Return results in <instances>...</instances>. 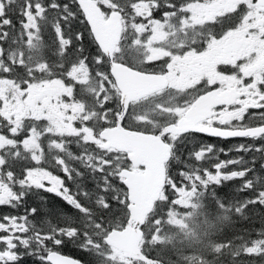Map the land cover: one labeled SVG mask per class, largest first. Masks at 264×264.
Listing matches in <instances>:
<instances>
[{"label": "rangeland", "instance_id": "374dc122", "mask_svg": "<svg viewBox=\"0 0 264 264\" xmlns=\"http://www.w3.org/2000/svg\"><path fill=\"white\" fill-rule=\"evenodd\" d=\"M97 1L105 10L119 9L123 14L126 38L123 35L125 39H122L116 48V59L138 70L162 71L170 81L167 89L129 105L123 122L127 128H147L151 131V124L153 123L156 124L154 130L164 128L170 120L177 118L179 113L184 111L182 109L196 94L194 84L206 77H218L221 80L220 88L234 86L241 91L242 97L239 103L222 108L223 113L230 111L236 120L242 118L245 107L250 100L256 104L261 103L260 100L264 94L263 89L258 84V79L261 78L263 66L264 3H261L260 0L256 3H253V0H177L175 2L165 0L162 3L159 0H119L118 3L117 0ZM37 3L40 8L34 6ZM25 4H23L22 22L26 30L25 33H21L20 55L15 61L11 54L7 59L6 52L1 49L6 25H0V201L16 202L12 197L20 192L18 183L21 181L25 185L33 186L39 181L47 183L44 181L45 176H54L57 179L53 181V184L59 189L62 188L64 195L68 196L75 204L77 200L75 194L71 192L68 186L66 187L69 191L64 192V188L60 185L59 181L62 178L58 179L50 171L39 167L42 163L40 159L45 158L47 154L41 140L48 133H51L55 138L50 141V145L64 148L65 145L61 140L68 136L73 140L78 135H82L84 140L85 137L92 136L94 143L90 144L91 151L87 154L85 162L89 159L102 166L110 165L113 167L108 155L101 151L102 140L98 136V131L95 132L93 128L87 129L83 125L77 126L78 122L74 120H80L79 122L94 126L93 119L96 111L88 110L86 104L79 99V93L84 91L91 93L98 106L102 107L100 112L101 123L104 124L109 121L115 123L121 111H119L120 102H118L120 91L114 80L108 78L96 67L93 71L90 67L79 63L72 65L68 71L61 75L56 74V71L53 70V75L49 78H35V71L43 72L42 67H47V64L37 65L31 59L24 60V52L27 47L32 50L36 39L41 36L45 9L37 0H33L28 7H25ZM118 4H122V6ZM246 5L247 7H245ZM0 12H3L2 5H0ZM165 13L167 15H164ZM242 13L245 15L240 23L232 26L237 24L236 18L243 15ZM58 22L59 19L54 17V23L57 24ZM206 30L211 35L223 32L218 36H212L211 40L206 43L207 46H212L213 51L201 49V42H196V38H193V35H200L201 31ZM50 31L53 32L54 36L64 34V30L58 27H52ZM237 38H241V40L235 43ZM67 42L66 38H62V45L65 46ZM222 44L234 45L232 52L226 55L220 51L219 46ZM137 45L140 46L138 50L140 54H138ZM53 60L55 61V58ZM223 63L241 65L242 71L239 75H233V72L223 74L220 66ZM14 64L23 66L29 72V78L26 80L18 79L17 77L23 74L12 71ZM63 64H68V61L62 60L60 66ZM257 64L261 66L250 78V69ZM53 68L55 69V66ZM141 112L143 115L140 114ZM2 125H4V130H8L10 134L1 130ZM14 133L20 136L19 142L13 139L11 134ZM165 138L171 141L173 145L175 141L176 147L177 142H181L172 134H166ZM184 144L181 143L179 147ZM14 149H22L30 158L26 160L34 162L33 159H38L35 161V165L30 166L20 177H17L15 172L18 170L13 169V167L7 172L4 171L5 160L12 156L11 153ZM182 149L187 153L184 148ZM207 155L209 153L206 150L203 151L198 163H192L191 167L196 168L198 173L204 166L214 163L212 159L203 162ZM115 162L120 163L121 158H116ZM187 162L191 161L187 160ZM245 162H249V158L244 159ZM180 164L184 165V161ZM182 167L185 168V166ZM250 167L252 170H257L255 163L250 164ZM208 175L209 173L206 174V179H208ZM193 178L195 179V176ZM119 180L122 181V178ZM209 182L213 183L211 180ZM239 183L241 184L242 181ZM235 185L238 188V185ZM169 186L176 189L174 200L178 201L180 206L184 207L190 203L191 196L187 188L183 189L175 182ZM216 191V187L211 188L212 193L209 191L208 194H214ZM227 193L228 195L225 196L224 200H212L215 209L220 207L221 202L227 207L226 209L231 211L232 209L241 211L247 205L239 188L228 187ZM82 196H85V192L82 193ZM235 199H239L238 202L234 201ZM233 201L237 203L235 207L230 205ZM206 204L207 200L202 201L200 210L189 216L187 229L177 226L184 222L188 216L183 209L169 208L165 211L163 220L166 224L162 230L164 241L159 248L163 252H158L166 260H175L174 257L168 256L167 248L179 243L177 237L182 243L191 247H196L200 237L203 238L205 247L201 248L200 251L202 254H206L208 259L227 254L235 255L239 252V249L219 248L216 245L217 240L213 239L215 235H218L220 229L223 230L224 227L229 226L230 219L226 223L222 221L236 214H229L221 210V215L217 219H215L216 216L208 218L205 216ZM169 205L172 203L170 202L168 207ZM69 212L72 213L71 210ZM94 213L98 218L105 220L106 225H108L107 220L113 216L110 213L102 212L97 207L94 209ZM113 214H116L120 219L123 217L120 209ZM244 214H249V210L246 209ZM236 217L239 216L236 215ZM58 221L60 220L58 219ZM68 222L72 223V219L69 218ZM256 223L248 228V232L243 234L244 237H235L234 232H232L230 233L232 236H223L219 242L231 240L232 243L237 244L243 238L258 233V230H264L261 219L257 220ZM27 226L30 228L29 225ZM152 234L155 236V232ZM85 247L88 251L79 250V253H85L84 256L88 257L92 264H141L139 261L124 257L122 252L107 245L102 238L98 240L96 235L91 243ZM179 248L183 247L175 246L173 251ZM245 251L254 252L255 256L264 264L263 240L256 242ZM196 255L200 254L195 253L193 256Z\"/></svg>", "mask_w": 264, "mask_h": 264}, {"label": "trees", "instance_id": "16d2710c", "mask_svg": "<svg viewBox=\"0 0 264 264\" xmlns=\"http://www.w3.org/2000/svg\"><path fill=\"white\" fill-rule=\"evenodd\" d=\"M37 1L44 6L45 18L41 25V36L36 39L35 45L32 50H30L28 47L26 48L24 52V60L31 59L33 63L37 65L47 64V67H42L44 69L43 72L35 71V78H49L51 77V75H53V70L56 71V74L61 75L62 73L68 71L72 65L78 63L90 67L93 71L96 67L108 78H112L107 56L102 52V50L94 40L88 24L81 23V20H85V18L82 15L80 7L77 6V4L71 5V9L76 12L75 18H73L71 15L62 17L61 13L64 10L48 8L47 5L49 3V0ZM159 1L160 3H162L165 0ZM170 1L175 2L177 0ZM56 2L60 3V0H56ZM118 2L119 0H117V3ZM24 3H26V0H0V5L3 6V12L10 16L12 20L11 24L6 25L5 33L1 42V49L6 52L7 59L11 54L14 57V61L17 60L18 56L20 55L21 33H25L26 30L22 22ZM118 5L122 6V4ZM54 17L55 19H59V22L57 24L54 23ZM52 27L63 29L64 34L61 36H54L53 32L50 31ZM78 32L84 34V40L81 41L78 39ZM62 38H66L68 41L65 46L62 45ZM81 44L83 45V47L79 48ZM136 47L138 51L140 49V46L137 45ZM138 54H140L139 51ZM37 58H39V61H37ZM54 58L55 61L53 60ZM62 60L68 61V64H63V66H60ZM53 66H55V69L53 68ZM12 71L14 73L23 74L20 77H17L18 79L26 80L29 78V72L23 66L14 64L12 65ZM73 87H75V85H73ZM79 95L80 101L86 104L88 110H95L96 115L93 119L94 126H90L85 122H79L80 120H74L75 122H78L77 126L83 125L87 129L93 128L94 131L97 132L103 126L113 124V121H109L104 124L101 123L100 112L102 110V107L98 106L97 101L91 93L83 91L80 92ZM64 97L66 98L67 96ZM155 126V123L151 124L152 128H154ZM1 130L4 131V128L2 126ZM141 130L147 131L148 129L143 128ZM11 135L17 142H19V135H17L16 133ZM53 138H55V136H53V134L51 133H48L45 138L41 140L47 154L45 158L40 159L42 160V163L39 167L41 169L50 171L53 175L57 176L58 179L62 178L64 185L68 186L71 192L75 194L77 199L76 203L70 207L61 198L56 197L53 194L43 192L38 193L35 191V185L28 186L24 183H18V188H20V192H28L30 190L33 192L32 201H30L29 207L37 205L42 206L43 210L40 211L39 216L37 217V223H40V221L47 217L50 218L51 222L54 224H63L65 222H68L69 218H71L72 223L76 227L80 228L81 230H85L87 236V244L85 246H87L91 243L95 235L99 240L102 238L101 235L109 228L123 226L126 223L125 218L128 214L126 209L127 189L122 181L119 180L121 178L119 172L121 168L129 163V161L124 153L116 151L114 149H105L101 146L102 153L108 155L113 167L110 165L102 166L99 163L93 162L89 159H87V161L85 162L87 154L91 151L90 144L94 143V139L92 136L85 137V140L83 139L82 135H78V137L74 140L68 136L65 139L61 140L65 145L64 148L51 146L50 141ZM202 139L209 143L216 144L218 147L227 149V144H219L221 140L209 137H203ZM179 140H181V142H177L178 147H176V142L174 141L173 155L168 163L167 168L168 183L166 185L164 195L161 201L156 204L157 209L155 208V213L148 219V222L145 225L143 248L148 251L151 257H158L165 264H263L259 260V258L255 256L254 252H247L245 250L250 249L253 244L260 240L264 241V231L260 232L259 236L257 235V233H255L246 238H243L240 243L237 244L232 243L231 240L219 242V239L223 236H232L230 235V233L232 232H234L233 235L235 237L242 238L244 237L245 233L248 232V228L257 224L259 221L257 223L256 221L259 219L263 221L264 225V209L258 210L257 206L255 205H246L241 211H234V209H232L231 211L226 209L227 207L222 202L220 203V207L218 209H215L213 207L212 200H224L225 196L228 195V187L238 189L235 184L239 186V181L241 180H231L230 182H227L222 188L215 186L214 183H210L209 180L205 177L207 173L211 172L212 163L209 166H204L201 169V172L198 173V170L196 168L191 167L192 163H198V161L194 158H191L187 159L191 162H185L186 153L184 151H179L180 149L184 148L186 152H190L195 148H199L200 140L198 139L196 134L191 132L190 134H187L185 136H180ZM181 143L185 144L179 147ZM233 148L235 149L237 147L234 146ZM178 154L180 156L179 160H177ZM11 155V157L5 160L4 171L7 172L11 170V167H13V169L18 170L17 172H15L17 173V177H20V175L23 176V173H25L30 166L35 165V161L38 160L33 159L34 162L26 160L30 158L22 149H14ZM59 157H61L62 159L58 160L57 158ZM119 157L121 158V162L116 163L115 159ZM239 157L241 156L239 155ZM208 159H211L210 154L203 159V162ZM220 159L226 158L223 154H221ZM182 161H184V165L180 164V162ZM182 166H185V168H183ZM205 169H209V172H205ZM193 176H195V179L193 178ZM174 182L177 185L182 186L183 189L187 188L190 193V203L184 207L180 206V203L174 200L176 189L169 186ZM214 187H216L217 191L214 194H208L209 191L211 192V188ZM251 188L252 192H245L241 190L244 199L246 198V196L254 194V191L256 188H258V186L254 185L251 186ZM60 191L62 192V188L60 189ZM83 192H85V196H82ZM40 195H43L46 199L44 201H40L38 199V196ZM204 200H207V204L205 205V216L208 218L216 216L215 219H217L221 215V210H223L224 212H228L229 214L235 213L239 216L236 217V215H232L229 218L223 220L222 222L226 223L230 219L229 226L224 227L223 230L220 229L218 235H215L213 237L214 240H217L216 245L219 246V248L224 247L226 250L239 249V252L235 255L227 254L216 256L213 259H208V257H206V254H202L200 251L201 248L205 247L203 238L200 237L196 247H191L182 243L177 237L176 239L179 240V243H177L173 247L167 248L168 256L174 257L175 260H166V258L162 256L161 253H159L163 252L160 251L159 248L163 245L164 241L162 230L166 223L163 220V215L167 209V204H169L170 202L172 203V205H169L168 209L172 208L174 210H184V212L188 216L184 222L178 224L177 226L183 229H187L189 227V216L200 210L202 201ZM238 200L235 199L234 201L238 202ZM234 201L230 203V205H232L233 207H235V204H237ZM95 206L102 212L110 213L113 215L110 219L107 220L108 225H106L105 220L98 218L96 213H94V209L96 208ZM118 209H120L123 214V217L121 219L116 216V214H113ZM246 209L249 210V214H244ZM69 210H71L72 213H70ZM9 211L10 210L7 207L0 208V214L8 213ZM58 219L60 221L57 222ZM79 221L80 223H78ZM28 225L30 226V228L33 227L32 224ZM43 227L45 230H47L48 225H44ZM154 232L155 236L152 234ZM169 232L171 233V231ZM29 235H31V233H29ZM34 239H39V237H35ZM175 246L183 248H179L178 250L173 251ZM62 252L70 254L72 256H77L85 260V253H79L78 248L71 244L63 246ZM195 253L200 255L193 256ZM178 260H180V262H178Z\"/></svg>", "mask_w": 264, "mask_h": 264}, {"label": "water", "instance_id": "95a60500", "mask_svg": "<svg viewBox=\"0 0 264 264\" xmlns=\"http://www.w3.org/2000/svg\"><path fill=\"white\" fill-rule=\"evenodd\" d=\"M78 4L81 11L86 13L83 16L88 21L94 40L109 60L111 75L121 92L122 111L118 121L112 126L102 128L99 135L105 139L104 147L126 152L133 166L132 168L125 167L120 172L130 201L128 204L130 218L123 227L111 228L104 239L108 244L122 250L128 257L149 260L140 248L144 235L142 226L155 202L160 198L161 191L167 185V162L172 155V146L161 134L130 129L123 126L121 121L132 100L167 87L169 81L163 73L138 70L114 59V52L121 40L123 30L122 14L119 10H111L105 17L102 6L95 0H78ZM225 95L226 91L217 93L213 90L199 96L177 123L166 126V131L180 134L191 128H197L196 122L199 118L206 111L209 115L210 107L222 101ZM202 129L211 131L224 128ZM224 130H226L225 134L237 132L255 134L263 132L264 127ZM62 254L66 257H74ZM54 264H60L58 258H54Z\"/></svg>", "mask_w": 264, "mask_h": 264}, {"label": "snow or ice", "instance_id": "6c2138e0", "mask_svg": "<svg viewBox=\"0 0 264 264\" xmlns=\"http://www.w3.org/2000/svg\"><path fill=\"white\" fill-rule=\"evenodd\" d=\"M33 0H26L25 7L32 4ZM258 0H253V3ZM78 4V0H60L57 3L56 0H49L48 8L63 9L61 16L71 15L76 17V12L71 9V5ZM36 8H40L37 3L34 5ZM168 6V5H165ZM247 7V5L245 6ZM44 10V9H42ZM82 15H86L82 11ZM164 15H167L165 13ZM87 20H81V23H87ZM11 17L6 13L0 12V25L11 24ZM91 30V29H90ZM77 37L79 40H84V34L78 32ZM81 44L79 48H82ZM189 131L196 134L200 140L199 148H195L185 154V162L187 159L194 158L199 161L201 153L207 151L210 154V158L214 161L211 165V172L209 169H205V172H209L208 179L213 181L215 186L222 188L227 182L233 179L242 178L245 174L244 170H237L233 168V164H238L242 157L231 156L232 151H244V145L239 144L237 148L229 146L228 149L218 147L216 144L209 143L202 139L203 137L216 138L220 140H237L238 137L246 136L247 133H232L225 134L226 130H203L201 128H191ZM171 143V141H169ZM178 147V146H177ZM256 150L264 151V144L257 145ZM183 151V149H180ZM223 154L226 159H220ZM180 159L179 154L177 160ZM252 163H255L253 158ZM56 177H44L45 182H38L35 184V191L40 193L53 194L56 197L61 198L70 207L73 206V201L65 196L59 188L53 184ZM256 184H259L260 178L258 176L253 178ZM23 183V181H21ZM60 185L64 187V192H68V188L63 185V180L59 181ZM253 183L252 179L242 181L238 186L240 190L245 192H252L250 187ZM51 185V186H50ZM33 192H18L12 199L16 203L0 201V208L7 207L10 211L8 213L0 214V264H54V258H58L60 264H84L83 260L77 258L66 257L62 254L63 246L71 244L78 248L82 252L88 251L85 245L87 244V236L85 230H81L71 222H65L63 224H54L50 218H45L40 223H37V217L42 206L29 207L30 201H32ZM40 201H44L46 198L43 195L38 196ZM247 205H255L259 209H264V187H258L255 189L254 194L248 195L246 198ZM22 210V211H21ZM32 224L33 227L29 228L27 225ZM44 225H48L47 230L44 229ZM258 230L257 235H260ZM31 233V235H29ZM75 234V235H74ZM39 237V239H34ZM31 241V243H30Z\"/></svg>", "mask_w": 264, "mask_h": 264}, {"label": "flooded vegetation", "instance_id": "af4514ba", "mask_svg": "<svg viewBox=\"0 0 264 264\" xmlns=\"http://www.w3.org/2000/svg\"><path fill=\"white\" fill-rule=\"evenodd\" d=\"M261 2H264V0H260ZM246 13V12H245ZM245 13H242L243 15H239L236 20L237 24L232 25L236 26L240 23V21L243 19ZM218 24V23H216ZM223 33V32H222ZM222 33H215L218 35ZM241 40V38H237L235 40V43H238ZM233 46H229L228 44H222L219 46L220 51L224 52L226 55L230 54L233 50ZM201 49H207L209 51H213L212 46L203 45L200 47ZM200 48H198L200 50ZM262 74L261 78L258 79V84L263 89L264 94V50L262 51ZM221 66V72L223 74H228L229 72H233V75H239L242 71L241 65H234L231 63H223ZM260 64H257L253 66L250 69V78L254 76V72L260 68ZM221 80L216 77L212 76L211 78H204L198 82H196V88L198 93L197 96L205 91L208 90H217L219 92L226 91V95L222 101L217 103L212 109L211 113L208 118L203 119L199 122L200 126H207V127H220V128H227V129H248L252 127L257 126H264V97L260 100V104H256L253 100L249 101V104L245 107V111L242 114V118L239 120H236L232 117V113L222 112L223 107H230L236 103H239L242 97L241 91H239L236 87L230 86L225 88H220ZM121 104V102H120ZM262 125V126H261ZM246 135L243 137H238L237 140H222L227 143V149L229 146L232 148L235 145L243 144L244 145V151H232L231 156H241L242 160L238 164H233L235 167H239L242 170H244L245 174L243 176V181H247L249 179L253 180V183L251 186L257 185L260 187H264V151H258L256 150L257 145L264 144V132L258 134V135ZM252 135V136H251ZM216 139V138H215ZM220 140V139H219ZM249 158V162L244 163V159ZM253 158H255V166L257 170H252V167H250V164H252ZM258 176L260 178L259 184H256L254 177ZM250 186V187H251ZM129 220V216L127 218V222ZM146 253V252H145ZM147 255V253H146ZM153 259L152 262H144L140 259H134L136 261H139L141 264H162L155 258L149 257Z\"/></svg>", "mask_w": 264, "mask_h": 264}]
</instances>
